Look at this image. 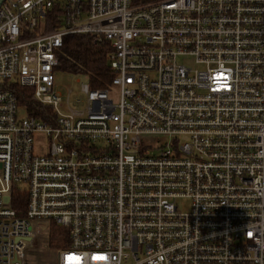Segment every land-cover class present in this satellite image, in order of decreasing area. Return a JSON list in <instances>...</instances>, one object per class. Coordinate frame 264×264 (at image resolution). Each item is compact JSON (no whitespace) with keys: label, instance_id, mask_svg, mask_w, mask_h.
Instances as JSON below:
<instances>
[{"label":"built area","instance_id":"2783aa9c","mask_svg":"<svg viewBox=\"0 0 264 264\" xmlns=\"http://www.w3.org/2000/svg\"><path fill=\"white\" fill-rule=\"evenodd\" d=\"M70 34L108 43L107 88L61 91ZM52 224L55 264H264V0L1 2L0 264Z\"/></svg>","mask_w":264,"mask_h":264},{"label":"trees","instance_id":"16d2710c","mask_svg":"<svg viewBox=\"0 0 264 264\" xmlns=\"http://www.w3.org/2000/svg\"><path fill=\"white\" fill-rule=\"evenodd\" d=\"M109 45L107 42L94 43L93 38L87 34H70L63 38L62 46L57 51L59 72L71 75H84L92 88H107L110 84L112 73L107 63ZM13 91L20 105L25 106L30 114L42 119L53 116L50 106L38 102L32 89L14 85ZM25 194L14 191L11 204L20 209L23 214L25 209ZM48 243L52 248L62 249L69 246L66 228L51 225Z\"/></svg>","mask_w":264,"mask_h":264},{"label":"rangeland","instance_id":"374dc122","mask_svg":"<svg viewBox=\"0 0 264 264\" xmlns=\"http://www.w3.org/2000/svg\"><path fill=\"white\" fill-rule=\"evenodd\" d=\"M184 62H186L189 66H195L194 64H192L191 62H189V60H184ZM66 74H58L56 81L59 83L60 85V89L63 91L71 86L74 89H77V82L76 79L79 82L82 83H87V77L84 75H73L72 79H68L67 77H65ZM24 110L21 109L20 110V114H24ZM158 139L159 142H169L171 141L172 137L171 136H167V135H162V136H153L151 137V139ZM185 137L182 136L180 137V141H184ZM42 142L44 143V140H42ZM52 226H50L49 231H45V232H39L38 236L36 237V239L33 242V245L25 250V264H55V256H56V250H58L57 248H52L49 243V235H50V231H51ZM67 235V234H66Z\"/></svg>","mask_w":264,"mask_h":264},{"label":"water","instance_id":"95a60500","mask_svg":"<svg viewBox=\"0 0 264 264\" xmlns=\"http://www.w3.org/2000/svg\"><path fill=\"white\" fill-rule=\"evenodd\" d=\"M2 1H3V0H0V4H1Z\"/></svg>","mask_w":264,"mask_h":264}]
</instances>
